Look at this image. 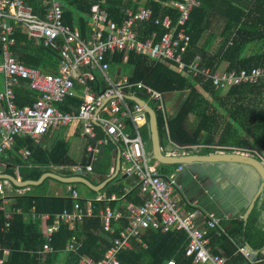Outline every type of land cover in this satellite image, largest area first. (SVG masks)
Instances as JSON below:
<instances>
[{
    "label": "built area",
    "instance_id": "built-area-1",
    "mask_svg": "<svg viewBox=\"0 0 264 264\" xmlns=\"http://www.w3.org/2000/svg\"><path fill=\"white\" fill-rule=\"evenodd\" d=\"M0 0V74L2 88L0 90V156L14 145L17 135H29L36 138L48 133L54 127L67 126L75 122L79 136L85 141L87 162L73 164L75 174L91 172L92 160L101 152L103 138L98 137L96 126L102 130L121 148L122 157L129 163L126 173H135L137 186L142 203L128 202V212L107 204L103 212L105 227L113 229V221L127 216L129 222L122 229L121 235L115 238L104 257L92 259L80 257L85 264H122L118 257L121 249L133 248L135 241L143 242V231L148 228L168 230H186L188 242L185 247L187 255L194 261L207 264H226V256L214 253L209 245L210 229H220V220L214 214H206L199 208L183 209L177 199H174L177 185L176 173L162 174L158 171V161L150 160L144 149V142L139 133V127L145 123L144 106L128 100L133 94L132 86L147 94L148 99L156 101L157 109L162 103V92L142 80L130 81L128 76L117 81L110 73V60L113 53L123 52L124 59L129 51L143 54L157 61L167 63L181 74L200 75L209 78L211 84L218 88H227L240 82H255L264 75L262 66L252 68L227 69L210 68L199 65L200 55L196 53L190 61L185 60L190 35L186 32V19L190 10L198 7L200 0H169L170 7L175 8L178 15L175 20L170 15L153 16L149 7L133 10L125 8V17L118 23L110 17L105 7L107 0H97L91 4L87 25L89 34L81 36L77 28H71L63 22L61 0ZM152 21L162 26L158 33L155 29L146 35L139 34V25ZM27 35V38L43 45L57 49L61 54L58 72H49L39 67L28 65L18 60L12 49L16 43L17 28ZM146 26H142L144 31ZM101 78L106 81L104 87H93L90 81ZM20 80L29 87L39 91L32 104L18 106L15 102L14 88ZM199 85V84H196ZM79 94L81 102L77 110L62 111L57 104L68 97ZM144 104H146L145 98ZM102 106V107H101ZM101 107V109H99ZM99 110V111H98ZM125 118H130L134 133L126 131ZM23 157L28 150L20 151ZM0 164L5 162L0 159ZM187 166L186 161L178 163L176 171ZM2 178L0 177V192ZM73 210L64 209L57 213L55 223L45 228V241L41 253L53 249L48 240L59 223L72 222L83 215L79 195L73 191ZM97 199H107L97 195ZM87 199V198H86ZM108 199L117 200L113 195ZM91 199L88 198V203ZM3 227L10 225L11 212H5ZM75 236L67 242V249H76ZM237 250L251 261L264 259V246L261 249L251 248L244 244ZM1 261V260H0ZM165 264H176L173 257L166 259Z\"/></svg>",
    "mask_w": 264,
    "mask_h": 264
},
{
    "label": "trees",
    "instance_id": "trees-1",
    "mask_svg": "<svg viewBox=\"0 0 264 264\" xmlns=\"http://www.w3.org/2000/svg\"><path fill=\"white\" fill-rule=\"evenodd\" d=\"M96 1L61 0L63 22L71 28L76 27L81 36H86L90 32L87 25L90 7ZM167 1L169 0H107L105 7L110 17L118 23H121L125 17V8L136 11L140 8L149 7L153 16L170 15L175 20L178 12L175 8L170 7ZM33 2L36 5L37 0H33ZM139 26L140 35L142 33L146 35L148 31L153 29L158 33L162 31V26L152 21H145ZM142 26H146L144 31ZM182 26H185L186 32L190 35L185 60L190 61L198 53L200 55L198 63L201 66L215 68L221 60H227V69L238 70L253 66L264 68V0H200L198 7L190 10L189 17ZM15 37L17 42L12 46V49L18 60L41 67L43 70L57 71L58 53L54 48L34 43L33 40L27 38V35L19 27L15 31ZM113 54L110 66L121 65L127 68L126 72H128L130 81L142 80L162 93L188 90L185 103L171 118H165L161 112L163 108L157 109L156 104L153 103L155 101L149 99V103L153 104L155 110L159 133H163L166 137L165 128L169 129L170 135L178 142L193 145L197 143L201 129H206V132L212 133L219 126L220 121L218 116L214 115V111L220 112L217 108L223 104L222 101H218L221 99L218 96L222 88L214 87L209 78L203 79L200 75L181 74L165 62L157 61L132 50L128 52L126 59L123 57V52ZM59 55H61L60 52ZM197 83L203 91L214 97L211 102L204 99V93L197 88ZM130 88H132L135 96L148 100L147 94L143 90L134 86ZM15 93L18 106L31 104L38 96V91L30 89L24 81L17 85ZM225 97L227 100L232 97L233 102L229 103L228 109L231 110H226L229 112L230 119L226 120L221 127H224L225 132L226 129L230 128L232 131L231 134L227 131L222 136L219 145L253 147L256 143L260 145V149H264V75L255 82L244 81L227 87ZM245 100L248 102L243 103L242 101ZM65 102H61L60 106L67 110L76 107L80 99L71 97ZM129 102L133 103L131 100ZM224 105H227L226 102ZM207 109L210 110L209 113H206ZM191 113L200 117L196 130L192 134L181 129L179 132L175 123L181 122ZM246 128L252 136V143L247 140H240L242 136L240 129L245 130ZM96 129L98 137H104L101 127L96 126ZM141 132L143 139L149 138V125L145 123L141 127ZM14 143V148L8 151L7 163L9 167L7 170L14 174L13 165H19L22 179L37 178L41 173L47 171L49 163L61 164L71 161L68 156L69 145L65 139L57 140V143L50 150L42 149L28 136H16ZM22 145L30 150L31 155L26 160L21 159L17 153V149ZM119 146L111 138L104 137L99 159L93 165L94 171L108 173L112 157L116 155ZM202 148L211 149L209 147ZM149 158L153 160L151 155ZM84 162H86V158ZM66 174L72 175L73 172L67 171ZM126 180V177L117 175L109 180L103 189V191H108V197L115 193L119 200L92 199L91 214L83 216L75 225L74 230L84 235L77 250L65 249V244L74 230L63 221H59L57 228L52 231L51 238L48 240L54 249L47 251L43 259L40 258L38 250L47 239L40 230V218L37 215L31 220L26 215L31 212L33 207L37 214L49 213L51 218L48 219V222H51L52 215L56 212H60L64 208H73V197L68 194L38 196L23 194L18 196L14 205L19 210L14 212L8 227H2L4 217L0 210V254L3 247L10 249L8 257L0 264H58L57 261L61 252L63 253V264H80L81 255L100 259L113 244L114 238L123 226L117 222L119 227L114 232L105 229L100 208L107 204L115 206L123 200L127 203L133 201L138 204L142 203L143 200L139 196L138 187L133 188L128 193L125 192ZM43 182L33 187L39 188ZM259 194L256 208L260 206L264 209V187ZM85 199V197H79L83 208H85ZM122 221L125 222V218ZM249 225L252 227V224ZM242 229L248 230L239 226L235 230L229 229L220 233H217L219 229H210L207 233L210 240L215 238L222 240L220 243L223 244L227 254L226 264H250L242 253L236 251L235 242L229 240V235L240 237ZM261 238L248 236L245 243L251 248L261 249L264 246V239L261 240ZM143 240L146 242V246L136 243L133 249H123L118 252L122 264H165L166 259L171 256L175 258L176 264H206L194 261L193 256L186 254L185 247L188 242L186 230L161 231L148 228L143 233ZM211 242L214 243V241ZM212 252L216 253L217 251L213 249Z\"/></svg>",
    "mask_w": 264,
    "mask_h": 264
},
{
    "label": "crops",
    "instance_id": "crops-1",
    "mask_svg": "<svg viewBox=\"0 0 264 264\" xmlns=\"http://www.w3.org/2000/svg\"><path fill=\"white\" fill-rule=\"evenodd\" d=\"M133 1H135V0H133ZM38 4H39V1H37L36 5H38ZM74 28H76V27H74ZM33 42H34V40H33ZM34 43H36L38 45H43L40 42H34ZM14 44H16V43H14ZM44 46H46V45H44ZM55 50L58 53L57 71H49V72H58V70H59V62L61 59V55H59V52L57 49H55ZM227 65H228L227 60H221L216 65V67L226 68ZM32 66H34V65H32ZM116 66H121V65H116ZM36 67H38V66H36ZM113 67H115V66H110L109 73L114 80L119 81V80L123 79L124 77L128 76V72L126 74L119 73V74H114L116 76V78H114V76L111 72V69ZM39 68H41V67H39ZM171 68L174 69V67H171ZM45 71H47V70H45ZM100 80H101V78L98 77L97 80L90 81V84L93 87H96L99 84ZM22 81H24V80H20L19 83ZM19 83H17V85ZM17 85L15 86V88H17ZM105 85H107V82L102 81L99 84V87L102 88ZM196 86L198 89H200L204 93L203 97L206 101L211 102L213 100L214 97L210 96V94L208 92L203 91V89L201 88L200 85H196ZM28 87H29V85H28ZM1 88H2V75L0 74V90H1ZM15 88H14V91H15ZM29 88L33 89L32 87H29ZM226 89L227 88L221 89V91H226ZM34 90H36V89H34ZM220 92H219V94H220ZM178 93H180V91L179 92L178 91H167V92L162 93L163 105L161 108H163V110L161 112L163 115H165V118L174 117L177 114V112L180 110L183 103H185L186 98H187V93L185 94V96H182V99L178 96ZM38 94H39V91H38ZM133 94H134V92H133ZM75 97L80 99V96L77 93H76V96H73V98H75ZM218 97L221 98L218 101L223 102V104L219 105L218 106L219 108H217V109H219L220 112L214 111L215 112L214 115H217L218 119L220 121L219 126L215 130H213L212 133L206 132V129H201V132L198 134L196 144L192 145V144H188V143L178 142L175 138H173L170 135L169 129H166V128H165V134H166V137H165V135L163 133L158 132L157 125H156L158 142H159L161 151L163 152V154H165L166 156H169V157H180V156H187V155H208V154H213V153L236 151V152H239L243 155H247L249 157L251 156V157L256 158L259 161V164L262 167H264V149H262V148L260 149V145H258V146L254 145L253 146L257 149V153H259V151H260V157H258L259 159L255 155H252V152L246 151V149L252 150L250 147H245V146L244 147H240V146L234 147V146L219 145V142H220L222 136L225 135L227 133V131L230 134L232 131V128H230V129H226V132H225V129H223L224 127L222 128L221 126H223V123L226 122V120L230 119L229 118V112L226 111V110H231V109H228L230 105H224V103L225 102L226 103L227 102L228 103L233 102V98L230 97L229 100H227L225 97V94H223V96H221V97L220 96H218ZM68 98H71V97H68ZM68 98H66V99L68 100ZM66 99L64 100V103H66L65 102V101H67ZM129 100H131V99H129ZM131 101L133 102V100H131ZM15 102H16V93H15ZM80 102H81V99H80ZM80 102H79V104H80ZM242 102L247 103L248 100H247V102H246V100L242 101ZM153 103L156 104L157 102L155 101ZM1 104H2V102H0V105ZM148 104L153 108L152 103H149V101H148ZM27 105H29V104H27ZM60 105H61V103L57 104V106L62 111H65V112L77 110V107H78V105H77L74 108H68L67 110L66 109L64 110L61 108ZM153 110H154V108H153ZM154 112H155V110H154ZM209 112H210V110L207 109L206 113H209ZM145 114H146L145 123L149 125L147 112ZM155 116H156V114H155ZM199 120H200V117L196 116L194 113H191L187 117H185V119H183L181 122H177L178 125H177V123H175V125H176L179 132L181 129V130H186L188 133L192 134L196 130V126H197ZM124 121L126 123V131L128 133H130L131 135H133L134 130H133V125H132L131 119L125 118ZM130 123H131L132 127L130 126ZM144 124H142L139 127V133H140L141 138L144 142L145 152L147 155L150 156L151 152H152V139L150 138L151 137V129H150L149 138L146 137L143 139L141 127ZM149 128H150V126H149ZM240 132L242 134L240 140H247L250 143L253 142L252 136H251V134L247 128L245 130L240 129ZM103 133H104L103 135L105 138H106V136L108 138H110L108 135H106V133L104 131H103ZM159 134H160V136H159ZM202 134H203V136L201 138L200 136ZM17 136H19V135H17ZM27 136L32 138V140H34V142L44 150L45 149H49V150L52 149L53 146L55 145V143H57V140L65 139V141L68 142V145H69L68 156L70 157L71 161L69 163H61V164L49 163L47 165V167H48L47 171H51V172H54V173H57L60 175H64V176H71V174L70 175L66 174V172L72 171L73 172L72 175L75 174V172L73 171V164L79 163V162L85 163L84 162L85 158L87 160V155H86L85 149H84L85 148V141L83 138H81L79 136L78 128H77V125L75 122H71L67 126L54 127L52 129H50V131L48 133L40 135L36 138H33L29 135L20 136V137H27ZM214 136H217V138H216L217 141L213 139ZM104 137L101 136L100 138H103V140H104ZM224 139H226V138H224ZM175 142L178 144H188L190 146L181 147V146H178L177 144H175ZM204 142H208V143H204ZM213 143H216L217 145L215 144V146H217V147L214 148L212 145H210ZM202 147H209V148H211V150L210 151H203L204 149ZM222 147L227 148V149H222ZM13 148H14V145L11 148H9L8 150H5L4 153L0 156V159L3 160L5 162V164H8L7 163V158H8V153H9L8 151L12 150ZM235 148H237V149H235ZM22 150H28L29 153L26 157L22 156V153L20 152ZM216 150H218V151H216ZM117 152H118V150H117ZM17 153L21 157V159H24V160H26L27 157H29V155H31L30 150L27 147H25L24 145L20 146L17 149ZM76 155H77V159H75ZM99 156H100V154H98L96 159L92 160V167L94 165V162H96L99 159ZM116 162H117V153L114 157H112V162L110 164L108 173H100V172L94 171V168H93L91 172L85 173L86 177L92 183H99L100 181H103L105 178H107L108 176H110L114 172V170L116 168ZM177 165H178V162L177 163H161L158 161V171L162 174H169L171 172L176 173L177 185L175 188L174 199H177V201L180 203V205L183 209L187 210L190 208H199L202 212H204L206 214H209V213L214 214L220 220V229H222V232L227 231L229 229L235 230L239 226L242 228L248 229L247 231L242 229L240 237L229 235V240L232 241L233 243L235 242L236 251H238L237 250L238 245H241V243H238V242H244L242 244L248 246L247 243H245L246 242L245 240L248 236L252 237V238L256 237L257 239L262 237L261 240L264 239V209L261 208L260 206L258 208H256L257 199H258V196L260 194L256 197L251 210L246 215V210H247L248 206L250 205L251 201L253 200V198H255L257 191H258V188L260 186V183L262 181V177L260 176L259 172L251 163H248L246 161L231 160V159H219V160H210V159H197L196 160L195 159V160L188 161V164L185 168L176 171ZM128 166H129V163L122 157L121 158V169H120V172L118 175H120L121 177L127 178V180L125 182V192L126 193L130 192V190H132L133 188L138 187L136 174L135 173H131V174L126 173V169ZM8 167H9V165L7 167H5V170H4L5 172H8V170H7ZM47 171H45V172H47ZM13 172H14L15 177L21 178L20 172H19V165H17V164L13 165ZM125 174H128V175L125 176ZM49 178L57 181L58 183L51 182V183H49V185H47L46 180ZM41 182H43V185L39 188L33 187L35 185H28V186L19 187V186H16L15 183H13L9 178H4V177L2 178V186H1L2 191L0 192V210L2 211L4 221H5V215H4L5 212H11L12 213L11 219H12L14 212L19 210V208H17L14 205L15 200L18 196H21L23 194H30V195H34V196L43 195V194H45V195H65V194H68V195L73 197V202H74L75 198L73 196V191L76 190V192L79 195V192L77 191L75 185H82V183H68V182L61 181V180H58V179L50 177V176L45 177ZM41 182H39V183H41ZM39 183H37V185H39ZM106 185H107V183H106ZM103 189H104V187L100 191H96L98 193H93L91 191L92 189L88 188L89 193H86L87 195H85V198H87V199H85L86 200L85 208H83V206L81 205L83 208V215L79 218L74 219L72 222H64V223H66L69 228L74 230L75 225L78 224V221L83 216L91 214L92 199H97L96 198L97 195H103V196L108 197V191L107 190L103 191ZM138 192H139V189H138ZM113 195L117 196L115 193H112L111 196H113ZM139 196H140V194H139ZM88 198L91 199L89 201V203H88ZM108 198H110V197H108ZM108 198L107 199H101V200H112V199H108ZM97 200H99V199H97ZM117 200H119V197ZM105 207L100 208V215H101L102 220H103L104 228L107 229L105 227L104 218H103V212L105 210ZM114 207L121 208L124 212H128L127 202L125 200H123L121 202L119 201L117 203V205H115ZM73 208H74V203H73ZM73 208H71V209L64 208V209L70 211V210H73ZM255 208H256V210H255ZM64 209H62L61 211H63ZM60 212H56L54 215H52L53 216L52 221L48 222V219L51 218L50 217L51 215L49 213L44 212V213H38L37 214L32 207L31 212L28 213L26 215V217L28 219L33 220V218L38 215L40 218V226H41L40 230L42 231V234L45 235L44 231H45L46 226L52 225L53 223H55L56 215H57V213H60ZM123 218H125V222L122 221ZM11 219H10V221H11ZM117 222H118V224H120V226L121 225H123V226L119 229V234L116 237L121 235L122 229L128 224L129 220H128L127 216H123L119 219H116L113 221L114 228L113 229H107V230L114 232L117 229V227H119ZM3 224H4V222H3ZM58 224L56 225L54 230L57 228ZM248 224H252V227L250 225L248 226ZM2 227H3V225H2ZM144 231H143V233H144ZM73 235L75 236V239L77 241L76 242L77 248L76 249L75 248L74 249H67L66 244L71 239V236H73ZM83 238H84V235L82 233H78L77 231L74 230L73 233L70 235L69 239L67 240L66 244H65V249L69 250V251L77 250L80 247ZM115 238H114V240H115ZM134 241L138 244H141L142 246H146V242L144 240H143V242L145 243V245L141 242H137L136 240H134ZM211 241H214V243H212ZM220 241H222V240L217 239V238H215L214 240H210V238H209V245H210L212 250L214 249L217 251L216 253L224 254L226 256V261H227L226 250H225L223 244L220 243ZM43 243H42V245H43ZM134 247H135V245H134ZM0 248H1V246H0ZM133 248H126V249H133ZM41 249H42V247L38 250V252L40 254V258L43 259L46 255V253H44V257H42ZM9 250L10 249L8 247L2 248L1 254H0V260H1L0 263L5 258L8 257ZM121 250H123V249H121ZM106 251H105V253H106ZM105 253H104V255H105ZM104 255L102 257H104ZM62 257H63V253L61 252V254L59 255L58 261H57L58 264H63L64 259H62ZM82 257L94 259L92 256H89V255H81V258ZM171 257H173V256H171ZM81 258H79V263L85 264L84 262L80 261ZM246 259L249 261L250 264H262V263H264L263 262L264 259L258 260V261H251L248 258H246Z\"/></svg>",
    "mask_w": 264,
    "mask_h": 264
},
{
    "label": "water",
    "instance_id": "water-1",
    "mask_svg": "<svg viewBox=\"0 0 264 264\" xmlns=\"http://www.w3.org/2000/svg\"><path fill=\"white\" fill-rule=\"evenodd\" d=\"M129 99L139 103L140 105L144 106V110L148 114V123L151 129V139H152V152H151V158L161 162V163H177L182 161H191V160H197V159H210V160H219V159H231V160H241L246 161L248 163H251L259 172L260 176L262 177V181L260 183V186L258 188L257 194L255 198L251 201L250 205L248 206L246 210V215L251 210L253 203L256 199V197L261 192L262 188L264 187V167H262L259 164V161L254 157H246L247 155H243L239 152H220V153H213L208 155H187V156H180V157H169L163 154V152L160 149V145L158 142V136H157V130H156V116L153 108L149 104H144V100L135 96V94H129ZM102 107V106H101ZM101 107L99 109H101ZM99 111V110H98ZM178 146L186 147L190 146L188 144H178L175 142ZM121 148L118 147L117 152V162H116V168L114 172L105 178L103 181H100L99 183H92L87 177L86 174L80 173V174H74L71 176H64L60 175L51 171L41 173L37 178H26L21 179L15 177L14 174L5 172V167H7L9 164L2 165L0 164V177L9 178L13 183H15L16 186L23 187L28 185H37V183L41 182L45 177L50 176L53 178H56L61 181H65L68 183H82V185L87 186L88 188L94 190V191H100L103 187H105L106 183L111 180L112 178H115L121 169ZM128 174H125V176ZM246 217V216H245Z\"/></svg>",
    "mask_w": 264,
    "mask_h": 264
},
{
    "label": "rangeland",
    "instance_id": "rangeland-1",
    "mask_svg": "<svg viewBox=\"0 0 264 264\" xmlns=\"http://www.w3.org/2000/svg\"><path fill=\"white\" fill-rule=\"evenodd\" d=\"M126 69L127 68H125L124 66H115V67H113L112 69H111V72H112V74H113V76H114V78H116V76L114 75V74H119V73H122V74H126L127 72H126ZM115 72V73H114ZM198 84V83H197ZM186 93H188V90H182V91H180V93H178V96L182 99V96H185V94ZM223 94H225V91H221L220 92V94H219V96L221 97V96H223ZM148 101H149V99L147 100L146 99V102L148 103ZM227 105H230L228 102L226 103ZM217 134V133H216ZM202 136H203V134L200 136L201 138H202ZM216 138H217V136H214L213 137V139L214 140H216ZM217 141V140H216ZM215 141V142H216ZM205 143V142H204ZM215 144L216 143H213V144H210V145H212L214 148L215 147H217V146H215ZM217 145V144H216ZM255 146H258L259 144H254ZM211 147V146H210ZM234 147H238V146H234ZM198 148V147H197ZM252 150H248V149H246V151H249V152H252V155H255L257 158L258 157H260V151H259V153H257V149L255 148V147H250ZM222 149H227V148H223L222 147ZM235 149H237V148H235ZM211 149H204V151H210ZM216 151H218V150H216ZM250 155V154H249ZM75 159H77V155H76V158ZM259 159V158H258ZM51 182H54V183H58L57 181H55V180H52V179H47L46 180V183H47V185H49V183H51ZM75 187H76V189H77V191L79 192V196L80 197H85V195H87L86 193H89V190H88V188L86 187V186H83V185H75Z\"/></svg>",
    "mask_w": 264,
    "mask_h": 264
},
{
    "label": "clouds",
    "instance_id": "clouds-1",
    "mask_svg": "<svg viewBox=\"0 0 264 264\" xmlns=\"http://www.w3.org/2000/svg\"><path fill=\"white\" fill-rule=\"evenodd\" d=\"M146 104H148V103H146ZM231 152H236V151H231ZM187 162V161H186ZM178 163H180V162H178ZM187 164H188V162H187Z\"/></svg>",
    "mask_w": 264,
    "mask_h": 264
}]
</instances>
